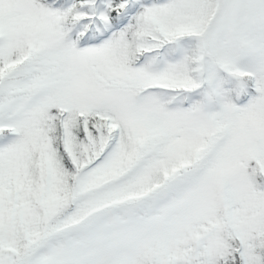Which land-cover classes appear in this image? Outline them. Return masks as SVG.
Instances as JSON below:
<instances>
[{"label":"snow or ice","instance_id":"obj_1","mask_svg":"<svg viewBox=\"0 0 264 264\" xmlns=\"http://www.w3.org/2000/svg\"><path fill=\"white\" fill-rule=\"evenodd\" d=\"M0 264H264V0H0Z\"/></svg>","mask_w":264,"mask_h":264}]
</instances>
